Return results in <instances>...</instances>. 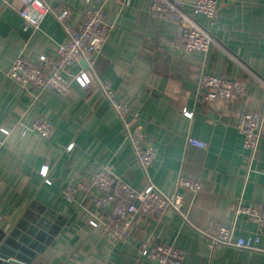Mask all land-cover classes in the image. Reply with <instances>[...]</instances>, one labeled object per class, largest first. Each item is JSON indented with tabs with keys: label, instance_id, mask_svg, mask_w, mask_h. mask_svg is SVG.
Segmentation results:
<instances>
[{
	"label": "crops",
	"instance_id": "0c3cea01",
	"mask_svg": "<svg viewBox=\"0 0 264 264\" xmlns=\"http://www.w3.org/2000/svg\"><path fill=\"white\" fill-rule=\"evenodd\" d=\"M43 1L55 11L68 9L71 25L98 5ZM98 1L113 29L93 71L152 139L157 161L146 178L97 86L86 91L72 83L70 95L61 98L49 90L24 91L6 76L19 56L28 64L40 55L55 57L65 33L51 14L38 30L26 27L17 12L20 2L0 0V129L9 131L0 132V245L8 240L24 248L26 253H15L27 264H151L136 250L142 242L174 245L184 251L183 264H264V231L256 250L211 249L200 234L214 222L233 224L235 237L251 236L255 222L235 217L234 207H264V121L252 160L236 126L243 113L264 114V0H216L212 21L195 17L213 39L210 50L186 55L174 48L177 27L151 15L149 0ZM180 1L188 10L195 0ZM203 74L247 82V92L228 104L201 102L196 80ZM37 119L52 124L48 138L25 131ZM187 137L206 148L187 145ZM106 164L137 191L150 182L164 195L180 194L188 222L172 210L159 222L141 215L123 243L89 227L88 220L105 219L110 206L100 211L80 193L68 203L62 190ZM44 167L49 184L40 175ZM179 177L197 180L200 191L178 188Z\"/></svg>",
	"mask_w": 264,
	"mask_h": 264
},
{
	"label": "built area",
	"instance_id": "2783aa9c",
	"mask_svg": "<svg viewBox=\"0 0 264 264\" xmlns=\"http://www.w3.org/2000/svg\"><path fill=\"white\" fill-rule=\"evenodd\" d=\"M21 4L17 12L26 27L34 31L40 28L44 18L51 14L65 33V40L57 48L56 56L49 58L40 55L36 64H28L22 56L17 57L6 76L22 90H49L61 98L70 95L72 83L88 91L97 86L102 97L108 103L114 115L119 119L124 139L129 143L140 169L145 177L148 170L157 161V148L152 139L142 132L131 116L129 107L118 100L111 84L100 80L93 71V62L100 54L110 32L113 29L104 12L103 4L84 10L81 20L71 25V13L68 9L53 10L43 0H18ZM131 0H121L127 5ZM216 0H195L185 9L180 0H149L148 11L162 21L177 27L174 48L182 54L192 52L208 53L213 44L211 35L202 29L195 20L201 15L213 20L216 14ZM78 64L83 66L73 73L71 68ZM247 82L237 79H225L214 75H200L196 80L197 99L204 103H232L246 94ZM182 114L191 117L186 109ZM264 114L259 116L243 113L237 118V130L242 136V147L253 159L263 128ZM35 133L39 138L50 136L53 126L46 119L33 121L25 131ZM24 131V132H25ZM7 136L8 130L0 129ZM187 145L205 149L206 144L192 137L186 138ZM69 145L67 149H71ZM46 180L47 167L40 171ZM176 186L194 194L200 191V184L195 179L179 177ZM80 193L88 198L102 211L110 206L109 215L103 220L89 219L88 226L99 229L117 243L128 240L133 223L138 216L151 217L159 222L168 210L177 213L187 223V215L183 211L184 201L180 194L164 195L152 183L141 191L130 187L119 179L113 166L106 164L93 172L88 178L69 183L62 190L66 202L72 203ZM245 216L255 222V232L248 237H235L233 224L226 227L214 222L207 224L200 234L207 240L211 249L233 247L243 250H256L264 231V207L261 205L245 206L238 202L234 207V216ZM0 220L2 216L0 215ZM139 255L151 264H183L184 251L171 244H153L142 242L136 247Z\"/></svg>",
	"mask_w": 264,
	"mask_h": 264
},
{
	"label": "water",
	"instance_id": "95a60500",
	"mask_svg": "<svg viewBox=\"0 0 264 264\" xmlns=\"http://www.w3.org/2000/svg\"><path fill=\"white\" fill-rule=\"evenodd\" d=\"M15 251L26 253L24 248L12 244L8 240L0 245V264H27Z\"/></svg>",
	"mask_w": 264,
	"mask_h": 264
}]
</instances>
